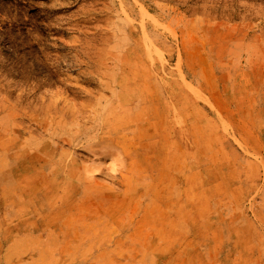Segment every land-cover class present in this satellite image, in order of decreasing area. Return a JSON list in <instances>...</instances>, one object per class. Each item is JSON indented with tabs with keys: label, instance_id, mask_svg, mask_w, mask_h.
I'll return each mask as SVG.
<instances>
[{
	"label": "rangeland",
	"instance_id": "374dc122",
	"mask_svg": "<svg viewBox=\"0 0 264 264\" xmlns=\"http://www.w3.org/2000/svg\"><path fill=\"white\" fill-rule=\"evenodd\" d=\"M0 264H264V0H0Z\"/></svg>",
	"mask_w": 264,
	"mask_h": 264
}]
</instances>
